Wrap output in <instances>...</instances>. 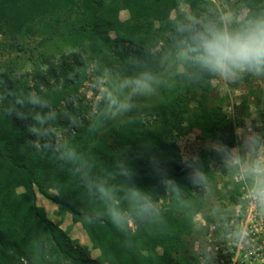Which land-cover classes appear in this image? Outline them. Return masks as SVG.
<instances>
[{
    "label": "trees",
    "instance_id": "1",
    "mask_svg": "<svg viewBox=\"0 0 264 264\" xmlns=\"http://www.w3.org/2000/svg\"><path fill=\"white\" fill-rule=\"evenodd\" d=\"M242 3L264 0H235L234 7ZM212 6L211 0H0V42L20 54L0 62V107L12 103L18 91L47 95L59 113L58 138H71L102 167L125 149L135 182L153 191L165 218L162 225L133 224L127 233L103 217L85 221L84 213L95 206L80 198L76 180L50 153L31 146L34 137L23 123L0 116V264H183L187 241L196 233L193 217L202 211V195L214 177L210 164L219 162L210 150H199L208 183L193 188L185 178L179 141L196 133L236 145L239 123L223 111L229 96L212 87L216 78L178 81L139 99L130 120L109 121L89 133L98 100L92 107L86 95H98L99 79L106 86L135 71L136 61L163 72L160 60L170 47L175 20ZM121 11L128 13L124 21ZM249 78L224 81L225 87L232 92ZM151 156L176 180L179 193L163 190ZM37 194L81 224L98 257L47 217L36 204ZM230 200L237 203V194Z\"/></svg>",
    "mask_w": 264,
    "mask_h": 264
},
{
    "label": "clouds",
    "instance_id": "2",
    "mask_svg": "<svg viewBox=\"0 0 264 264\" xmlns=\"http://www.w3.org/2000/svg\"><path fill=\"white\" fill-rule=\"evenodd\" d=\"M170 37V47L160 60L163 72L136 61L135 71L112 78L106 86L103 79L95 82L98 102L92 110L89 133L109 121L130 120L139 99L155 96L178 81L198 82L211 77L237 82L244 76L264 78V3L212 6L200 15L185 13L175 20ZM0 116L14 117L23 123L27 133L34 137L29 142L31 146L50 153L76 180L81 187L80 198L95 206L84 213L85 221L103 217L124 233L133 224L145 227L164 224V213L153 191L135 182L125 149L117 151L111 164L102 167L71 138L59 139L55 126L59 113L47 95L18 91L12 103L0 107ZM236 134L238 143L234 146L214 140L207 148L224 172L245 190L248 202L264 212V129L257 131L246 124L237 128ZM182 162L191 186L206 187L208 177L200 156H185ZM150 163L163 190L179 193V184L155 156L150 157ZM226 215L220 211L210 213L218 224ZM229 235L234 243L247 242L244 226L231 228ZM202 252L205 264H211L208 249L205 247Z\"/></svg>",
    "mask_w": 264,
    "mask_h": 264
},
{
    "label": "rangeland",
    "instance_id": "3",
    "mask_svg": "<svg viewBox=\"0 0 264 264\" xmlns=\"http://www.w3.org/2000/svg\"><path fill=\"white\" fill-rule=\"evenodd\" d=\"M211 1L216 6L225 7H234L235 2V0ZM180 8L186 10L183 5ZM119 18L122 21L126 20L128 13L121 11ZM18 56L20 54L15 49L0 42V62ZM211 84L219 96H229L223 111L227 118L235 119L239 123L235 127V134L237 128H243L246 124L253 126L257 131L264 129V78L251 77L247 82L244 80L232 92L226 89L223 80H212ZM86 86H90V83ZM82 90L80 89V92ZM86 96L91 100L89 105L93 107L98 95L91 98V92H88ZM233 105L236 109L235 118H233ZM195 134L191 133L186 139L179 141L182 157L196 155L201 149L208 150L207 145L212 141L203 140ZM236 142L238 143L237 134ZM210 166L214 177L202 195V211L193 217L196 233L187 241L189 251L184 254L183 264H205L202 252L205 247L211 256V264H264V212L248 202L245 190L234 178L224 172L219 163ZM231 194H237V203L230 200ZM36 204L45 210L47 217L64 230L71 240L88 247L92 258L99 256V252L91 248L81 224L73 223L68 213H60L54 203L38 194ZM213 211L225 212L226 218L218 224L210 216ZM223 225H227L228 228ZM237 225L246 228L248 232L246 243H234L230 238L229 230Z\"/></svg>",
    "mask_w": 264,
    "mask_h": 264
}]
</instances>
